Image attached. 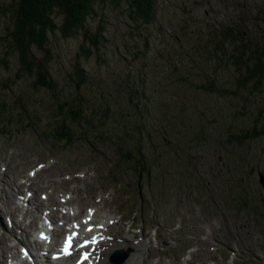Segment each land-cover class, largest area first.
<instances>
[{
	"label": "rangeland",
	"instance_id": "rangeland-1",
	"mask_svg": "<svg viewBox=\"0 0 264 264\" xmlns=\"http://www.w3.org/2000/svg\"><path fill=\"white\" fill-rule=\"evenodd\" d=\"M126 2L95 4L84 27L101 28L103 41L86 59L74 56L81 30L48 34L57 85L78 61L91 77L87 103L101 105L100 96L109 111L108 128L94 123L64 142L50 128L52 96L18 68L10 6L0 0V251L15 235L6 217L38 218L42 205L29 202L48 193L46 207L67 198L61 208L77 219L91 209L101 244L109 234L127 241L124 264H264V130L246 136L264 128V0H153L148 22L128 18ZM240 56L248 69L253 57L262 61L258 83L236 67ZM118 143L130 145L120 153ZM138 148L150 172L132 160ZM25 189L21 213L9 206Z\"/></svg>",
	"mask_w": 264,
	"mask_h": 264
},
{
	"label": "trees",
	"instance_id": "trees-1",
	"mask_svg": "<svg viewBox=\"0 0 264 264\" xmlns=\"http://www.w3.org/2000/svg\"><path fill=\"white\" fill-rule=\"evenodd\" d=\"M103 1L105 0H8L10 10H6L12 17V25L10 31H7L6 34L9 33L11 48L14 50L19 64L18 68L33 78V86H38L45 92L50 93L53 98L49 107L54 112L55 125L50 128L54 135L53 137L57 138V140L67 142L73 136V132L78 135L81 133L80 129L82 127L92 128L94 123H99L104 129L110 125L108 122V107H104L105 102L102 101L100 96H95L94 100L97 103H101V105L97 104L95 106L87 103V100L91 99H88L89 95L87 94L91 84L89 78L91 77L87 76L88 74L83 70L81 64L78 61H74L66 71L64 84L60 83L58 86L48 72L49 55L44 47L48 34L56 33L60 38L66 39L81 30V43L76 54H74L75 58L83 57L86 59L93 52H97L103 41L102 29L98 27L95 32L89 33L85 29L84 24L86 18L94 13L95 4ZM126 1L128 18L140 19L143 22L151 20L153 0ZM54 12L60 15L59 23L54 20ZM37 51L40 52L39 56L36 55ZM256 55L260 54L257 53ZM234 59L237 63L236 67L241 64V67L246 71L245 75L247 78L250 77V80L255 84L260 81L263 67L262 61H258V57H253L255 62L250 64L249 69L246 66L247 64L243 63L242 56ZM212 86V83L207 81V88L213 93V91H216V87ZM114 89H116L115 86ZM131 92V90L123 92L125 93V102H129ZM259 128L250 129L246 136L258 134L260 130H264L263 127ZM227 133L232 137L231 132ZM197 134H195L196 138H199L200 134ZM239 137L243 139L244 135H239ZM136 143L141 142L138 141ZM124 144L128 145L129 143ZM124 144L118 143L115 149H119L120 153H123L126 150ZM141 151V148L136 149V153L134 152L131 158L132 160L134 158L137 159V168L144 166L150 172L153 169L152 165H145L142 162L143 155L140 154ZM250 209L253 210L254 207Z\"/></svg>",
	"mask_w": 264,
	"mask_h": 264
},
{
	"label": "bare ground",
	"instance_id": "bare-ground-1",
	"mask_svg": "<svg viewBox=\"0 0 264 264\" xmlns=\"http://www.w3.org/2000/svg\"><path fill=\"white\" fill-rule=\"evenodd\" d=\"M26 190H29V189H25V191ZM24 191V192H25ZM27 194V193H26ZM25 194V195H26ZM47 194L48 193H44V195H46V198H47V200H48V197H47ZM25 195H23L22 197H24ZM43 195V196H44ZM21 197V198H22ZM66 200H68L69 201V199H65V201ZM17 201L19 202V200H18V198H17ZM24 201H27V199H26V197H24L23 199H22V201H21V203H23ZM59 201V200H58ZM30 204H35L34 205V210L36 211L37 210V207H40L39 205H43V203H42V201H38V199H34V197H33V199H32V201L31 202H29ZM42 208H47L46 209V211H42L41 209H40V213L42 214V216H43V218L47 221V222H49V223H51V224H53V223H55V220H54V217H53V215L51 214V209H49L48 207H42ZM67 208V207H66ZM61 209V207L59 208V210ZM53 213H54V211H53ZM67 215L66 214H64V215H61V218H63V217H66ZM86 219H82V220H84V221H89L90 220V218H91V214L90 213H88L87 215H85L84 216ZM36 216H34V217H32L31 218V220L29 221V222H27L26 224H24L25 226H29V225H32V224H34L35 225V221H36ZM88 223V222H87ZM23 224V223H22ZM86 224V223H85ZM69 226H78L77 228L78 229H81V225H80V223L78 222V221H76L75 220V218L74 217H70V219H67V222L66 223H64L62 226H61V231L62 232H64L67 228H69ZM64 230V231H63ZM62 232H61V234H62ZM105 232V230L102 228V227H100V226H97V225H93V229H92V231H90L89 232V234H94V235H96V236H98V238H100V237H103V233ZM52 233V235H54L55 234V232H52V230L49 232V235ZM82 233V232H81ZM60 234V235H61ZM110 235V237L112 236L111 234H109ZM27 240V239H26ZM26 240H24V241H26ZM23 241V242H24ZM110 241H111V243H110ZM121 241V242H120ZM21 242H22V240H21ZM124 242V239H122V240H119V239H111L110 238V240H109V243L108 244H106L105 246H104V248L101 250V254H100V259H98L97 258V261H96V264H108V262L105 260L106 259V257H107V254L111 251V250H113V249H120V248H123V247H125V245H126V243H128L127 241H125V243H123ZM3 247V246H2ZM5 249L7 250V257L11 260V259H14L16 256H15V254H13V252L12 251H10L9 249H10V246H8V245H5ZM0 249H2L1 247H0ZM4 249V250H5ZM3 250V251H4ZM99 251V250H98ZM132 255V254H131ZM130 255V256H131ZM0 256H3V257H5L4 255H3V252H1L0 251ZM129 256V257H130ZM128 257V258H129ZM134 258L133 259H136L135 257H137V256H133ZM128 258L123 262V263H121V264H124V263H126V261L128 260ZM61 261V260H60ZM48 262H50V261H48ZM56 261H54L53 263H55ZM139 264H141V262L139 263Z\"/></svg>",
	"mask_w": 264,
	"mask_h": 264
},
{
	"label": "snow or ice",
	"instance_id": "snow-or-ice-1",
	"mask_svg": "<svg viewBox=\"0 0 264 264\" xmlns=\"http://www.w3.org/2000/svg\"><path fill=\"white\" fill-rule=\"evenodd\" d=\"M85 223H87V221H85ZM74 227H78V226H74ZM89 232L92 231L91 227H89L87 229ZM76 234L73 233L72 235H69L65 241V248H64V254L65 255H71V247H72V241L73 239L75 238ZM44 239H47V237H42ZM96 242V238L93 237L91 241H85V244L84 245H81V247H85L87 246L88 243H95ZM82 259H87V254L82 258ZM81 264H82V261H81Z\"/></svg>",
	"mask_w": 264,
	"mask_h": 264
},
{
	"label": "water",
	"instance_id": "water-1",
	"mask_svg": "<svg viewBox=\"0 0 264 264\" xmlns=\"http://www.w3.org/2000/svg\"><path fill=\"white\" fill-rule=\"evenodd\" d=\"M129 249L127 248L126 250L122 251V250H114L112 251L109 256H108V260L111 263H121L127 256Z\"/></svg>",
	"mask_w": 264,
	"mask_h": 264
}]
</instances>
